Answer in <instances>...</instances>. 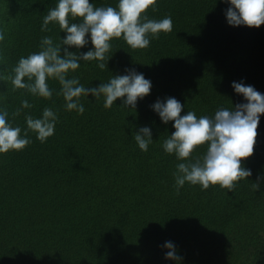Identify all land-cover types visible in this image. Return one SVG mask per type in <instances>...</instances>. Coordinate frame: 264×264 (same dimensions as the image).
<instances>
[{"label": "trees", "instance_id": "1", "mask_svg": "<svg viewBox=\"0 0 264 264\" xmlns=\"http://www.w3.org/2000/svg\"><path fill=\"white\" fill-rule=\"evenodd\" d=\"M95 7L118 0H89ZM58 0H0V75L11 74L21 57L40 50L45 36L65 37L58 25L42 32L43 17ZM149 19L171 16L173 28L133 50L113 39L107 68L81 61L69 77L98 87L113 76L135 69L151 81L150 94L136 108L118 99L105 109L103 99L82 97L84 113L68 112L60 85L48 80L51 99L12 90L0 80V110L23 130L25 115L40 118L44 108L58 116L54 135L41 143L29 132L23 150L0 154V264H264V115L260 116L253 155L242 163L248 180L233 192L219 185L202 190L185 185L177 195L173 173L178 161L166 154L163 141L174 131L152 105L167 98L199 118L220 107L246 103L233 82L264 95V25L230 26L221 0H157ZM89 43L79 50H92ZM109 60V61H108ZM108 61V62H107ZM27 100L33 105L12 113ZM149 127L153 142L141 151L134 133ZM198 148L194 159L204 154ZM259 184V190L252 188ZM172 242L179 262L166 259Z\"/></svg>", "mask_w": 264, "mask_h": 264}, {"label": "clouds", "instance_id": "2", "mask_svg": "<svg viewBox=\"0 0 264 264\" xmlns=\"http://www.w3.org/2000/svg\"><path fill=\"white\" fill-rule=\"evenodd\" d=\"M221 2L230 5L226 11L230 26L259 28L264 25V0ZM156 3L157 0H118L116 7H95L89 0H58L43 17L41 31H51L50 24L58 25L65 37L59 42H54L50 36L43 37L40 50L21 57L11 74L0 75V80L10 82L13 91L26 90L32 96L46 100L53 95L47 81L55 80L60 85L58 95L63 97L65 110L81 115L85 111L81 98L88 96L97 101L102 98L105 109H110L118 99H122V107L135 109L138 100L148 96L152 87L151 81L135 69L126 70L125 75L113 76L98 87L87 88L80 84L78 77H69V73L79 69L81 61H97L99 69L107 68L106 54L113 39L122 38L133 50L146 49L150 37L159 39L161 33H170L173 28L171 16L155 20L146 15L149 8L156 11ZM89 37L92 50L81 54L69 51L88 45ZM4 39V32L0 31V42ZM232 87L246 103L232 104L231 108L220 107L211 117L202 115L198 118L193 111L181 115L184 106L172 97L164 102L157 100L151 106L165 125L174 122L175 131L163 141L162 148L166 154H174L182 161L173 173L177 195L185 183L199 185L202 190L219 185L221 189L233 192L236 182L248 180L252 175L242 163L254 153L260 116L264 115V95L243 83L233 82ZM32 107L23 100L20 108L12 113L13 120L24 109ZM8 117L7 109L0 110V154L23 150L32 142L29 132L45 143L54 135L58 121L51 108H44L40 118L25 115L27 128L22 135L21 127L13 126ZM134 140L141 151H147L153 142L151 129L141 127L134 133ZM202 146L206 147L204 154L193 159L192 154ZM252 188L258 191L259 184L252 183ZM164 247L168 249L165 258L179 262L181 258L173 243L167 242Z\"/></svg>", "mask_w": 264, "mask_h": 264}]
</instances>
